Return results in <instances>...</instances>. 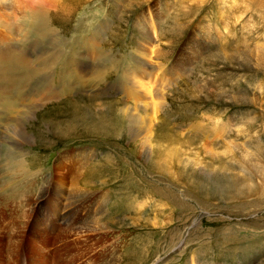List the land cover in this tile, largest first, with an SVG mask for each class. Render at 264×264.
Masks as SVG:
<instances>
[{
    "label": "rangeland",
    "instance_id": "374dc122",
    "mask_svg": "<svg viewBox=\"0 0 264 264\" xmlns=\"http://www.w3.org/2000/svg\"><path fill=\"white\" fill-rule=\"evenodd\" d=\"M0 49V264H264V0H0Z\"/></svg>",
    "mask_w": 264,
    "mask_h": 264
},
{
    "label": "bare ground",
    "instance_id": "6f19581e",
    "mask_svg": "<svg viewBox=\"0 0 264 264\" xmlns=\"http://www.w3.org/2000/svg\"><path fill=\"white\" fill-rule=\"evenodd\" d=\"M32 4V3H31ZM43 7V6H42ZM36 9V8H35ZM37 10V9H36ZM35 10V11H36ZM44 10V9H43ZM31 13V15H33V13H32V11H30ZM37 12H40L39 10L37 11ZM43 12V11H42ZM44 12H46V11H44ZM39 14V13H38ZM43 15V14H42ZM34 16V15H33ZM36 16V15H35ZM45 16H46V14H45ZM37 17V16H36ZM25 18V17H24ZM41 18H42V16H41ZM33 19H35V18H33ZM38 19V18H37ZM36 19V21H38ZM31 21H33L32 19H31ZM12 22V21H11ZM30 22V21H29ZM35 22V21H34ZM39 22V21H38ZM38 22H36V25L37 24H39ZM32 23V22H31ZM43 23V22H42ZM43 25V24H42ZM10 26H11V24H10ZM29 26V25H28ZM39 26L40 25H38V29H39ZM41 27V26H40ZM4 28V24L2 25V28L1 29H3ZM7 28V27H6ZM11 28V27H10ZM35 28V27H34ZM41 28H43V27H41ZM8 29V28H7ZM31 28H29V31H31L30 30ZM37 31V30H36ZM5 32V31H4ZM24 33V32H23ZM89 43V42H88ZM85 44V43H84ZM10 45V44H9ZM11 45H13V44H11ZM7 46V45H6ZM95 46V45H94ZM5 48V47H4ZM12 48V47H11ZM14 48V47H13ZM12 50V49H11ZM91 52V51H90ZM97 52V51H96ZM16 53H17V51H16ZM89 54V53H88ZM87 54V55H88ZM92 54V53H91ZM77 55V54H76ZM78 57V56H77ZM83 57V56H82ZM84 58V57H83ZM84 60V59H83ZM82 60V61H83ZM86 60V59H85ZM93 60V59H92ZM91 60V61H92ZM67 61V60H66ZM69 61V60H68ZM67 61V62H68ZM70 62H71V59H70ZM69 62V63H70ZM87 62V61H86ZM78 64V63H77ZM74 65H75V63H74ZM74 65H72V67L74 66ZM87 65V64H86ZM32 66V65H31ZM30 66V67H31ZM76 66V65H75ZM2 68H6L7 69V71L11 74V72L13 73V72H17V71H19V70H22L23 69V71H24V69H26V70H29L28 69V62H27V60H26V58L24 57V56H19V57H15V55H14V53L12 54V51H10V50H8V49H0V69H2ZM84 68V67H83ZM88 68V67H87ZM65 69H66V66H65ZM68 69V68H67ZM66 69V70H67ZM69 70V69H68ZM78 70V69H77ZM77 70H75L74 69V71L76 72ZM82 70V69H81ZM89 70V69H88ZM87 70V71H88ZM6 71V72H7ZM31 72H32V74L33 75H36L37 74V71L35 70V69H32V70H30ZM90 71V70H89ZM99 71V70H98ZM109 71V70H108ZM99 72H101V71H99ZM98 72V73H99ZM18 73V72H17ZM22 73V72H21ZM20 73V74H21ZM68 73V72H67ZM70 73H71V71H70ZM77 73V72H76ZM83 73H85V72H83ZM102 73V72H101ZM14 74V73H13ZM19 73H18V75H20ZM100 74V73H99ZM12 75V74H11ZM15 75V74H14ZM69 75V74H68ZM78 75V74H77ZM90 75V74H89ZM93 75H95V74H93ZM92 75V76H93ZM101 75V74H100ZM86 76H87V74H86ZM12 77H13V75H12ZM70 77V76H69ZM96 77V76H95ZM95 77H94V79H95ZM103 77V76H102ZM71 78V77H70ZM80 78V77H79ZM88 78V77H87ZM90 78V77H89ZM88 78V79H89ZM93 78V77H92ZM91 78V79H92ZM74 79H75V77H74ZM81 79V78H80ZM91 79H90V82H91ZM77 80V79H76ZM93 80V79H92ZM4 81V80H3ZM78 82H79V80H77ZM76 81V82H77ZM84 81H86V80H83V82ZM89 81V80H88ZM102 81H103V79H102ZM1 82V81H0ZM6 82H7V80H6ZM89 82V83H90ZM131 82V81H130ZM16 83V82H15ZM38 83H39V81H38ZM43 83V82H42ZM42 83H41V85H42ZM4 84V83H3ZM6 84V83H5ZM79 84L81 85L82 83H81V80H80V82H79ZM78 83H76V85H79ZM134 84H136V82H134ZM7 85V84H6ZM83 85V84H82ZM85 85V87H86V84H84ZM88 85V84H87ZM90 85H92V83L91 84H89V86ZM131 85V84H130ZM39 86V85H38ZM88 86V87H89ZM18 88L16 89L17 90V92H18V94H19V96L21 97L20 99H21V103L22 102H24V101H26V100H28V102H29V100H30V98L28 97V95L26 94L27 92H26V89L24 88V90H21V88L19 87V86H17ZM91 87V86H90ZM8 88V87H7ZM9 88H10V86H9ZM11 90H14V88H12ZM41 90V89H40ZM94 90V89H93ZM115 90V89H114ZM1 91V90H0ZM4 91V90H3ZM8 91V90H7ZM6 92V91H5ZM128 93V92H127ZM0 94H1V92H0ZM6 94H7V92H6ZM130 96H132V99L133 100H135L136 99V97H137V95H136V93L135 92H133L132 94H129ZM4 96V95H3ZM6 96V95H5ZM129 96V97H130ZM54 97V94L52 93V92H50L49 90H44V92L41 90V92H39V99H41V100H50V99H52ZM19 99V100H20ZM99 99V98H98ZM55 100V99H54ZM4 101V100H3ZM2 100H0V109H1V112H2V114H4V112H5V110H4V105H5V102H3ZM96 102H99V101H96ZM133 102H135V101H133ZM9 103V102H8ZM15 103V102H14ZM20 103V104H21ZM30 104H29V106H22V107H24V109H25V111L26 110H34L35 108H37L35 105H32V104H34V103H31V102H29ZM9 105V104H8ZM8 105H6V106H8ZM24 105H26V104H24ZM10 106V105H9ZM8 106V107H9ZM16 106V105H15ZM39 107V106H38ZM21 108V107H20ZM124 108V107H123ZM14 112V111H13ZM22 112V111H21ZM120 112H122V114H124L125 116H126V119L127 120H130L131 118H139V120H140V122L143 120V118H142V116H140L137 112H136V108L134 107L133 109L131 108V110H128V108L126 109V110H123V109H120ZM8 113V112H7ZM36 113V112H35ZM10 114H11V112H10ZM15 114V113H14ZM13 113H12V115H14ZM1 115V114H0ZM35 115V114H34ZM0 117H2V116H0ZM15 117V116H14ZM13 117V118H14ZM9 121H11V122H13L12 124L14 125V124H17L18 123V120H14V119H9V117L8 118H0V128L1 129H3L4 127H6V124L9 122ZM129 122L130 121H128L127 123H128V129L130 128V124H129ZM134 122V121H133ZM137 122H139V121H137ZM150 122V121H149ZM131 123V122H130ZM142 123V122H141ZM11 124V125H12ZM136 124V123H135ZM134 124V125H135ZM132 125V124H131ZM136 126H137V124H136ZM8 127V126H7ZM135 126H133V128H134ZM138 127V126H137ZM136 127V128H137ZM141 126H139V128H140ZM9 128V127H8ZM25 129V128H24ZM138 129V128H137ZM134 132H135V130H133ZM133 131H132V133H133ZM139 132V131H138ZM30 133V132H29ZM129 133V132H128ZM131 133V134H132ZM130 135V134H129ZM133 135V134H132ZM33 136V135H32ZM71 163V162H70ZM72 164V163H71ZM39 189V188H38ZM42 189V188H41ZM41 191H43V190H41ZM78 192V191H77ZM41 194V193H40ZM79 194H81V193H76V194H74L75 196H78ZM69 198V197H68ZM27 199H28V197H27ZM31 199V198H30ZM38 199V198H37ZM70 199V198H69ZM25 200H26V198H25ZM51 207H53V209H54V200H51ZM27 204H28V202H26L25 204H24V206H27ZM75 204V203H74ZM31 205V204H30ZM69 207H70V205H69ZM52 209V208H51ZM66 209V208H65ZM52 211V210H51ZM64 212H66V210L64 211ZM67 214H66V216H65V218H64V222L65 223H69V220L72 222L70 225H68V227H70V226H73L75 223H73V221H76L77 220V218L79 217V215L77 214V212H76V210L74 211V208H70L69 210H67ZM62 214V213H61ZM64 215V214H63ZM58 217V216H57ZM80 218V217H79ZM45 219L46 220H48V221H50V222H53L54 221V213H52V215H47L46 217H45ZM58 219V218H57ZM42 222V221H41ZM65 223H64V226H65ZM40 228H39V233L41 232V231H43V232H45V231H47V229L46 228H42L43 226H42V224L39 222V225H38ZM37 226V227H38ZM33 227V226H32ZM65 227H67V226H65ZM53 228H54V223H51V230H53ZM71 228H73V227H71ZM75 228H77V227H74L72 230H73V232H74V230H75V232H77L78 231V228H77V230L75 229ZM50 230V231H51ZM16 237V236H15ZM14 240V239H13ZM12 245V244H11ZM112 264V263H111Z\"/></svg>",
    "mask_w": 264,
    "mask_h": 264
}]
</instances>
